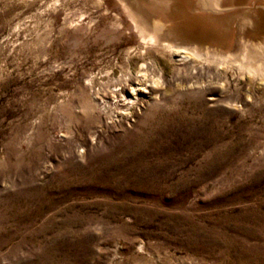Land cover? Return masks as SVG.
I'll return each instance as SVG.
<instances>
[{
  "label": "rangeland",
  "instance_id": "rangeland-1",
  "mask_svg": "<svg viewBox=\"0 0 264 264\" xmlns=\"http://www.w3.org/2000/svg\"><path fill=\"white\" fill-rule=\"evenodd\" d=\"M219 5L0 0V264H264V0Z\"/></svg>",
  "mask_w": 264,
  "mask_h": 264
},
{
  "label": "bare ground",
  "instance_id": "bare-ground-1",
  "mask_svg": "<svg viewBox=\"0 0 264 264\" xmlns=\"http://www.w3.org/2000/svg\"><path fill=\"white\" fill-rule=\"evenodd\" d=\"M245 1V0H244ZM180 2V1H179ZM186 3V2H185ZM233 3V2H232ZM240 3V1H239ZM139 4V3H138ZM142 4V3H141ZM176 4V2H175ZM174 4V5H175ZM178 4V3H177ZM202 4L204 7H214V8H218L220 7L219 5V0H202ZM242 4V3H240ZM179 5V4H178ZM129 7V6H128ZM136 7V6H135ZM165 7V6H164ZM233 7V6H232ZM162 8V6H161ZM229 8V7H227ZM157 10V9H156ZM166 10V8H165ZM183 10V9H182ZM203 11V10H202ZM238 11V10H237ZM130 12V11H129ZM209 12V11H208ZM239 12V11H238ZM244 12V11H243ZM242 12V13H243ZM177 13V12H176ZM211 13V12H210ZM162 14V13H161ZM219 14V13H218ZM177 15V14H176ZM179 15V14H178ZM185 16V15H184ZM232 16V15H230ZM174 17V16H173ZM171 18V17H169ZM185 18V17H184ZM172 19V18H171ZM228 19V18H227ZM192 20V19H191ZM175 21V20H174ZM216 21V20H215ZM167 22V21H166ZM220 22V21H219ZM252 26L256 28L258 19H254L250 21ZM249 23V22H247ZM261 23V22H260ZM188 24V23H187ZM227 24V23H225ZM230 24V22H229ZM142 25V24H141ZM222 25V24H221ZM139 26V25H137ZM143 26V25H142ZM141 26V27H142ZM145 26V25H144ZM143 26V27H144ZM248 26V24H247ZM151 28V27H150ZM258 28V27H257ZM145 29V27H144ZM143 29V30H144ZM185 29V28H184ZM142 30V29H141ZM221 30V29H220ZM258 30V29H257ZM148 31V30H147ZM192 31H194L192 29ZM223 31V30H222ZM144 32V31H143ZM175 34H180L178 31L174 32ZM186 34V33H185ZM253 35V34H252ZM182 36V35H181ZM196 37V36H195ZM214 37V36H213ZM142 38V36H141ZM191 38V37H190ZM143 41H145V44L150 45V46H154V47H158L161 51L168 53L171 57H175L177 55H181L182 53H184L185 55H189L198 59H218L219 61H226L227 62V56L224 55H219L216 53H211V52H201L198 48H194V47H187V46H182V45H177L171 42H167L164 41L160 38V34H154V33H146V35L143 36ZM189 39V38H188ZM243 39V38H242ZM207 40V39H206ZM211 43V42H210ZM220 44V43H219ZM243 45H245L243 43ZM195 46V45H194ZM197 46V45H196ZM209 46V45H207ZM257 47V46H256ZM215 48V47H214ZM249 47L244 46V51H248ZM212 50V49H210ZM259 51H263L264 52V45L261 47H259L258 49ZM231 55V54H229ZM233 55V54H232ZM231 55V57H232ZM242 55V54H241ZM243 56L246 57V53H243ZM234 58V57H233ZM185 59V58H184ZM182 59V60H184ZM230 59V58H229ZM230 61V60H229ZM221 64V63H219ZM244 66H246L247 69H249L251 71V73L256 74L260 77H264V64L259 65L257 68H250L248 65L243 64ZM149 67L150 64L147 62L142 63L141 68L138 72V75L136 76L137 78H133V77H129L128 81H124V83L120 84L122 86L121 90L119 93H117L121 99L120 101L122 105L124 104H130L133 103V101H138L139 99L144 100L146 98V96L149 95L151 89L148 85L153 86L156 84V82L153 80L152 81V77L154 76V74H149ZM154 67V66H153ZM255 75V76H256ZM148 94V95H147ZM140 96V97H139ZM115 99V98H114ZM117 99V98H116Z\"/></svg>",
  "mask_w": 264,
  "mask_h": 264
},
{
  "label": "water",
  "instance_id": "water-1",
  "mask_svg": "<svg viewBox=\"0 0 264 264\" xmlns=\"http://www.w3.org/2000/svg\"><path fill=\"white\" fill-rule=\"evenodd\" d=\"M263 20H264V19H263ZM196 21L200 22L199 19L196 20ZM258 22H259V21H258ZM260 25H264V21H261V23H260V22L257 23V26H256V27H259ZM196 29H197V30H196ZM196 29H194V31H192V32H193V33L201 32L199 26H197ZM199 39H200V38H199ZM203 39H204V38H203Z\"/></svg>",
  "mask_w": 264,
  "mask_h": 264
}]
</instances>
